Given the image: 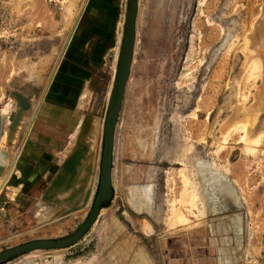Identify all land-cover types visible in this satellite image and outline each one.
Here are the masks:
<instances>
[{
    "label": "rangeland",
    "instance_id": "obj_1",
    "mask_svg": "<svg viewBox=\"0 0 264 264\" xmlns=\"http://www.w3.org/2000/svg\"><path fill=\"white\" fill-rule=\"evenodd\" d=\"M81 3L0 0V116L8 132L13 116L30 109V118L45 84L48 89L63 76L89 78L78 111L100 129L89 202L64 197L71 189L35 204L22 197L4 203L1 188L0 252L70 235L91 207L127 0H86L65 43ZM145 3L138 0L133 59L115 126L109 207L74 245L5 264H181L191 236L193 243L205 237L203 229L216 221L234 227L237 213L244 245L238 257L264 263V0H165L143 26ZM86 21L97 27L86 32L92 73L64 72L66 49ZM156 35L165 37L152 43ZM77 80L67 92L81 94Z\"/></svg>",
    "mask_w": 264,
    "mask_h": 264
},
{
    "label": "crops",
    "instance_id": "obj_2",
    "mask_svg": "<svg viewBox=\"0 0 264 264\" xmlns=\"http://www.w3.org/2000/svg\"><path fill=\"white\" fill-rule=\"evenodd\" d=\"M99 6L100 4H94L96 9H99ZM91 22L86 21L84 23V27L80 28L73 44L66 49L61 64L64 72L65 70L78 69L83 71V75L86 74V76L89 74L88 72H91L92 65L89 59L93 45L91 37H89L91 35L88 36L86 32L91 30L95 33L97 30V27L93 28ZM58 79L47 89L42 101L39 103L40 105L36 106L34 120H32L28 128H24L26 130L25 135H22L24 131L20 133V127L24 116L26 117V113L30 109L21 117L19 116L20 119L17 125L12 127L9 132L8 120L6 117L0 116V182L9 172L10 159L14 155L13 152L16 151L15 148L19 145L14 169L12 168V172H10L12 174L10 176L9 173L10 177L9 179L7 177V181H5L3 186L4 203L17 202L22 197L24 200L30 199V202L35 204L48 198L46 194L48 188L56 176L61 173V166L65 160L75 151V149L71 150L76 143L75 137L78 138L79 144L86 148L84 155L88 154L87 152L90 148L86 140L89 137L90 133L88 131H90L91 126L84 135H80V128L86 116H81L78 109H80L79 107L82 104L80 98L88 92V89L84 88L88 84L89 78L84 77L77 80L63 76V78L59 79L60 81ZM75 80L82 82L80 95L67 92L66 88L70 85L67 84L73 83ZM31 106L28 104V107ZM79 122H81V125ZM61 193L55 194L60 195ZM25 210L27 214L29 210ZM203 230L205 237L198 235L199 238L194 243L192 242L194 240L192 236L189 241L187 240V246L184 250L185 258L180 259L181 264H257V259H252L249 255L247 258L243 257L242 260L238 257L239 252L244 249V245L239 241L241 234L236 230L235 225L230 227L227 221L222 220L212 222L211 225L207 226L206 230ZM243 256L245 255L243 254ZM255 256L253 255V257ZM174 262L177 263L178 261L174 260Z\"/></svg>",
    "mask_w": 264,
    "mask_h": 264
},
{
    "label": "water",
    "instance_id": "obj_3",
    "mask_svg": "<svg viewBox=\"0 0 264 264\" xmlns=\"http://www.w3.org/2000/svg\"><path fill=\"white\" fill-rule=\"evenodd\" d=\"M138 0H127L123 37L119 52L117 68L114 76L113 88L108 101L103 124L102 146L99 161L98 181L90 210L84 220L70 235L58 239L30 241L0 252V264L11 262L21 255L33 251H52L66 249L78 242L92 227L101 209L109 207L114 191L112 188V155L114 133L118 115L121 109L126 83L130 73L136 37V17ZM19 116V114H17ZM14 118L12 127L17 122ZM13 121V120H12ZM91 117L86 116L80 128V135H84L90 127ZM78 150L65 160L61 166V173L51 183L46 194L53 197L55 193L67 192L74 186L77 167H80L86 148L77 144ZM48 198H45V200Z\"/></svg>",
    "mask_w": 264,
    "mask_h": 264
},
{
    "label": "bare ground",
    "instance_id": "obj_4",
    "mask_svg": "<svg viewBox=\"0 0 264 264\" xmlns=\"http://www.w3.org/2000/svg\"><path fill=\"white\" fill-rule=\"evenodd\" d=\"M165 2V0H147V3H145V5H144V8L143 9H141L142 11H141V16L143 17V22H142V24H143V26L145 25V22H146V20L148 21V20H150L149 19V15H150V12L152 11L151 9L153 8V7H156V8H160L161 9V6L163 5V3ZM85 4H86V0H82V3L80 4V7L78 8V10L76 11V14L74 15V20H73V23H72V25H70V27L72 28V30L70 29V31H69V33H68V35H67V37H65L66 39H65V43L66 42H68V39H69V36H70V34L72 33V31H73V28L74 27H76L75 25H76V22H78L77 20H78V18H79V16H80V14L83 12V9H84V7H85ZM164 4H166V3H164ZM163 7V6H162ZM165 8V7H164ZM160 9H156V10H160ZM163 9V8H162ZM154 11L153 12H155L156 10L155 9H153ZM165 10V9H164ZM140 11V10H139ZM162 11V10H161ZM165 11H167V9L165 10ZM163 12V11H162ZM162 14H164V13H162ZM140 15V14H139ZM152 15V14H151ZM164 16V18L166 17V15H163ZM151 18H153V16L151 17ZM159 20H162V19H159ZM125 21V20H124ZM165 21H166V19H165ZM164 21V22H165ZM158 22H160L161 23V21H158ZM168 22V21H167ZM166 22V23H167ZM165 24V23H164ZM163 24V25H164ZM162 27H164V26H162ZM168 27H169V25H168ZM145 28V27H144ZM167 28V27H166ZM163 29H165V27L163 28ZM165 34V33H164ZM157 36V35H156ZM152 36V41L151 40H149L150 38H151V35H150V38L148 39L149 41H147V43L148 42H152L153 43V39L154 38H157V40L161 37H159V36ZM167 36V35H166ZM159 37V38H158ZM163 37H165V36H162L161 38H163ZM160 38V39H161ZM146 39V38H145ZM119 40V39H118ZM147 40V39H146ZM165 40V39H164ZM168 40H170V39H166V41H168ZM122 41V40H121ZM159 41V40H158ZM150 42V43H151ZM161 42H162V39H161ZM155 43V42H154ZM167 43V42H166ZM165 43V44H166ZM170 43V42H169ZM118 44H119V42H118ZM157 44V43H156ZM158 45V44H157ZM156 45V46H157ZM153 46V45H152ZM151 46V47H152ZM162 46V45H161ZM160 45H159V47H161ZM166 47V46H165ZM156 48V47H155ZM153 49V48H152ZM165 49V48H164ZM171 49V48H170ZM158 50V49H157ZM153 51H155V50H153ZM167 51V50H166ZM170 51V50H169ZM162 52V51H161ZM150 53H152V51H150ZM160 53V52H159ZM163 53H165V51L163 52ZM61 54H62V51H60V53L58 54V58H57V61L59 60V58H60V56H61ZM157 54V52L156 53H154V55H156ZM158 56L160 55V54H157ZM167 55H168V52H167ZM157 56V57H158ZM162 57V56H161ZM160 58V57H159ZM158 58V59H159ZM154 60V59H153ZM56 61V62H57ZM153 63V62H152ZM155 63V62H154ZM164 63V62H163ZM156 64H157V62H156ZM56 65V64H55ZM156 66V65H155ZM158 66V65H157ZM156 69H158V67L156 68ZM164 69V68H163ZM54 72V69H53V71H52V73ZM155 74H157V73H155ZM161 74V73H160ZM154 74H152V76H153ZM155 76V75H154ZM161 77L163 76V75H160ZM159 76V77H160ZM52 77V76H51ZM51 77H50V79H51ZM156 77V76H155ZM159 77L157 76V79H159ZM160 77V78H161ZM150 78V77H149ZM163 78V77H162ZM50 79L48 80V81H50ZM151 79V78H150ZM159 80H161V79H159ZM151 81H152V79H151ZM155 81V80H154ZM154 81H152V82H154ZM156 83V82H155ZM48 84H49V82H47L46 84H45V87H44V89H43V92H42V94H41V96H40V98H39V100L37 101V103H36V105H35V107L33 108V111H32V113H31V115H30V118H27V117H24V122L26 123L25 124V126H24V128H28V126L30 125V123L32 122V120H34L33 118L35 117L34 115H35V110H36V106L40 103V101H42V99H43V95H44V93H45V91H46V89H47V87H48ZM160 85V84H159ZM154 88H157V87H154ZM155 90V89H154ZM138 91V90H137ZM142 91L144 92L145 90H143L142 89ZM137 93V92H136ZM155 93H156V90H155ZM152 97H153V93H152ZM40 105V104H39ZM27 106L25 105V106H23V108H26ZM37 114V113H36ZM16 114L13 116V118H12V120H15L14 118H16ZM18 121V120H17ZM81 122H79V124H80ZM91 123H92V120H91ZM91 123H90V126H91V129H90V131H88L90 134H89V137H87L88 139L86 140V141H88V143H89V150H88V154L85 156V158H83V163L81 164V166L80 167H78L77 168V174H76V178H75V181L73 182L74 183V186H73V188H72V191L74 190L75 192H73V194L72 195H66V196H64V194L66 193H64V194H62L64 197H66L67 199H69L70 198V196H72V202L74 203V204H76V202L77 201H79V203H82V202H85V201H88V198H89V195H91L92 194V192L91 191H93L92 189H93V185H92V183L94 182L93 181V178H94V176H96L97 174L95 173V167H96V155H95V153H94V151H95V148L97 147L96 146V144L98 143V142H100V139H98L99 137H97L98 135H97V133H99L100 134V132H99V130H98V132H97V129L98 128H96V127H98V126H96L95 125V123H97V122H94L92 125H91ZM15 125H16V123H15ZM14 125V126H15ZM81 125V124H80ZM79 125V126H80ZM78 126V127H79ZM31 127V126H30ZM24 128L23 129H21L22 131L21 132H23L24 131V133L22 134V135H25V133H26V130H24ZM88 129V130H89ZM79 130V129H78ZM77 130V131H78ZM30 131V130H29ZM74 134H75V132H74ZM88 134V133H87ZM87 136V135H86ZM85 136V137H86ZM22 138V137H21ZM81 138V137H80ZM82 138H84V137H82ZM78 139V138H77ZM99 141H98V140ZM19 141H20V139H18ZM24 141V140H23ZM26 141V140H25ZM79 141H81L82 142V140H80L79 139ZM84 141V140H83ZM98 141V142H97ZM6 142V141H5ZM4 142V144H6ZM14 142V141H13ZM21 142H22V139H21ZM97 142V143H96ZM80 142H78L77 144H79ZM24 144V143H23ZM86 144V143H85ZM18 145V144H17ZM77 146V145H76ZM86 146V145H85ZM96 146V147H95ZM15 147V146H14ZM18 148H19V145H18V147L17 148H15L16 149V151H14L13 152V157H11V159H10V169H8L9 170V172L7 173V175L5 176V178L0 182V190H1V188L5 185L4 183H5V181H7L6 179H7V177H8V179H9V177L11 176V174L12 173H10V172H12V168L14 167V162H15V158H16V155H17V152H18ZM99 148V147H98ZM22 149V148H21ZM72 149V148H71ZM73 149H74V147H73ZM77 149V148H76ZM75 149V150H76ZM88 149V148H87ZM20 151V150H19ZM73 151V150H72ZM95 152H97V150L95 151ZM69 153H70V151H69ZM20 155V154H19ZM18 156V155H17ZM97 157H100V156H98L97 155ZM100 159V158H99ZM17 160V159H16ZM99 161V160H98ZM81 162H82V160H81ZM9 166V165H8ZM6 169V170H7ZM14 169V168H13ZM17 172V171H16ZM9 173H10V176H9ZM5 174V173H4ZM211 175V174H210ZM216 179H217V177H216ZM219 179V178H218ZM218 186V185H217ZM78 188H79V190H78ZM78 190V191H77ZM208 190V189H207ZM214 190L212 189L211 191H210V195H214V193L212 194V192H213ZM215 192V191H214ZM69 193V192H68ZM68 193H66V194H68ZM83 194V195H82ZM59 195V194H58ZM56 196H57V194H56ZM68 196V197H67ZM82 196H85V198L84 199H82ZM218 196V195H217ZM54 197V196H53ZM91 197V196H90ZM59 198H61V197H59ZM79 198V199H78ZM209 198L210 199H213L212 197H210L209 196ZM218 200V199H217ZM217 200H216V197H215V202L217 203V204H219V206H220V204H222L221 203V201H220V203H219V201L217 202ZM58 201H60V200H58ZM66 201V200H65ZM64 200H63V203L62 204H65L64 202H65ZM70 201V200H69ZM89 202V201H88ZM59 203V202H58ZM73 204V205H74ZM234 204V203H233ZM70 207V206H69ZM66 208V207H65ZM238 214V213H237ZM235 215L236 216V218L234 217V215L232 216V217H234L235 219L233 220V223L235 224V228H236V230L237 231H239L240 232V234H241V229H242V224H241V221H240V217L241 216H238V215ZM201 219V218H200ZM225 225H226V222H225ZM230 226V225H229Z\"/></svg>",
    "mask_w": 264,
    "mask_h": 264
}]
</instances>
